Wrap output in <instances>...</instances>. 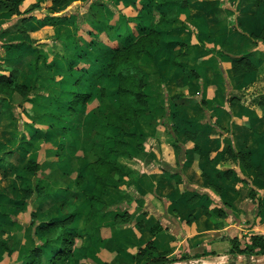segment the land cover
Masks as SVG:
<instances>
[{
	"label": "rangeland",
	"instance_id": "374dc122",
	"mask_svg": "<svg viewBox=\"0 0 264 264\" xmlns=\"http://www.w3.org/2000/svg\"><path fill=\"white\" fill-rule=\"evenodd\" d=\"M1 1L6 4L0 5V73L35 86L27 101L20 93L10 95L12 110L0 106V253L4 240L18 249L5 250L4 264H25L24 253L40 244L39 226L60 219V212L75 213L70 215L75 233L73 222L87 214L83 198L95 182L88 178L76 188L75 158L107 155L106 148L94 147L96 155L84 142L98 144L102 133L92 120L114 102L105 93L106 76L96 81L95 71L141 36L140 23L151 26L156 14L152 0H30L17 9ZM188 1L190 12L183 11L185 17L170 27L173 39L161 45V57H140L150 114L139 118L140 135L128 138L120 182L128 195L124 209L135 212L120 209L114 218L139 228L159 224L157 232L162 230L135 253L136 264H241L238 258L264 264V39L253 44L243 35H263L264 0ZM138 27L142 33L133 30ZM20 40L37 50L14 47ZM242 53L255 69L236 73L234 59ZM94 85L100 95L77 99ZM197 100H205V112ZM81 109L96 114L91 123H84ZM228 137L238 151L251 152V166L227 158ZM155 149L173 155V168L153 155ZM30 158L41 165L37 175L25 169ZM146 191L154 196L150 203ZM82 224L87 225L85 217L79 230ZM184 228L195 233L185 237ZM82 238L73 236L71 252L76 246L77 256ZM233 239L240 249L253 250L250 258L233 257ZM62 244L61 239L43 248V264H51Z\"/></svg>",
	"mask_w": 264,
	"mask_h": 264
},
{
	"label": "trees",
	"instance_id": "16d2710c",
	"mask_svg": "<svg viewBox=\"0 0 264 264\" xmlns=\"http://www.w3.org/2000/svg\"><path fill=\"white\" fill-rule=\"evenodd\" d=\"M24 0H9L8 5L17 9ZM132 1V0H131ZM102 3H107L101 1ZM5 2L0 0V5L5 6ZM170 5H175L169 9ZM189 1L188 0H152L153 12L156 14V19L151 26L141 22L140 26L144 29V34L137 38H132L124 44V47L117 49L116 55L113 57L111 64H105L103 70L95 71V79L98 81L100 78L106 76L107 86L105 93H109L114 97V102L101 112L98 116L99 120H92L96 114L89 111L85 113L82 109V117L85 122H94V126L98 124L97 131L101 132V138L98 144L93 141L84 142L88 144V150L93 149L95 146L107 149V155H101L94 161H88L84 158L81 159V165L78 174L75 179V184L78 187H82L85 183L86 175L89 174L95 183H98L103 189L104 194H108V188H118L121 177L125 174L123 166L115 159L111 157V154L127 156L129 155V137L140 135L137 129L140 126L139 118L150 114V103L148 101L147 93L145 91V70L140 64V57L146 54L153 59H159L161 54L159 48L162 44L167 45V40H171L170 27L178 20L179 8L188 14ZM57 18V17H53ZM247 35L252 43L257 44L259 38L264 39L263 35H256L254 33L243 34ZM262 35V36H261ZM13 45V44H12ZM14 47L19 46L20 49L25 50L29 48L32 51L35 47L27 40H20ZM36 49V48H35ZM37 50V49H36ZM248 53L241 54L238 58H235V72H248L254 70V64L249 61ZM103 57V56H102ZM101 57V61H102ZM100 60V59H99ZM183 65L179 61L175 60V64ZM243 65H247L243 68ZM101 67V66H100ZM99 67V68H100ZM187 70L186 68H184ZM194 76H197L194 74ZM35 89L34 85L26 83H20L12 74L0 73V106L5 112L12 110L9 103V97L12 93H20L23 101H27L30 98L31 93ZM101 88L99 85H94L92 89L87 93H80L77 95L79 101H84L88 97L93 99L101 94ZM180 99H184L183 96H179ZM264 98V96H263ZM231 98L230 101H233ZM201 110L205 111V100H197ZM213 105H218V102L214 101ZM216 127H219L216 125ZM230 139V138H229ZM227 158L238 163L244 161L248 166L252 165V154L249 151H238L233 142L230 139V145L227 149ZM40 163L30 158L27 162L25 169L30 174L37 175L40 170ZM231 172H227L230 174ZM232 174V173H231ZM253 196H256L257 192L252 191ZM85 204L88 209L87 221L91 222L100 213L107 212L110 209V205L105 199L94 194L88 189L85 190ZM28 197V193L25 194ZM61 206L65 211V202L61 201ZM70 215H76L70 214ZM66 216L60 219L49 220L39 226L40 244L35 246L32 250L24 253L25 264H43L44 263V250L52 244L62 239V247L56 250L60 253L57 257L50 260L51 264H60V262L72 254L73 236L75 233L71 230L72 216ZM159 228V224L152 227V233L156 234ZM256 239L262 236H255ZM19 241V236L16 237ZM51 244V245H50ZM255 244L262 246L264 253V242L255 241ZM232 252L233 257L236 259L239 254L243 253L247 258H250L253 250H242L236 243V240H232ZM1 247L11 252L12 247L8 246L4 240H1ZM248 261V260H247ZM168 264V263H161ZM247 264V263H245Z\"/></svg>",
	"mask_w": 264,
	"mask_h": 264
},
{
	"label": "crops",
	"instance_id": "0c3cea01",
	"mask_svg": "<svg viewBox=\"0 0 264 264\" xmlns=\"http://www.w3.org/2000/svg\"><path fill=\"white\" fill-rule=\"evenodd\" d=\"M29 1L30 0H24L23 1L25 2L24 5H27ZM189 12L190 10L188 9V13ZM181 14L183 17H185L186 15L183 11L179 10L178 17ZM139 29H141V27L134 28L133 30L135 32H139ZM142 32L143 31H140L139 33H142ZM207 50L210 52L216 51V49L212 47H207ZM98 147L94 148V150H96V155H98L99 153V151L97 150ZM158 150L159 149H155L153 151V155H155L156 153L160 157H164V160L169 163V168H173L174 166V158L172 157L173 155L172 154L165 155L163 151L161 150L158 151ZM111 157L117 160L124 167L123 159L126 158L125 156L111 154ZM75 159L77 160L78 164L80 162L78 169H76L77 174H78V171L81 165V160H80V157L75 158ZM86 159L88 160V158ZM89 161H93V160H89ZM86 178L87 180L88 178L92 179V177L89 174L86 175ZM151 180L153 179L152 178L147 179V181H149V184L152 182ZM123 187H124L123 183H119L118 188H115V189L108 188L107 189L108 194H104L103 193L104 189L98 183L93 184V188L90 191H92L96 195L102 196L105 199V201L110 205V209L107 212L100 213L94 220H92L91 222H88L87 221L88 209L84 202L85 201V196H84L83 203L85 204L84 207H85L87 214L85 215V214L80 213L75 219V221L73 222L74 228L76 226V230H75L76 235L77 236L83 235L81 244L79 245L81 249L80 250L81 253L79 254V256L76 255V246H75L74 252L67 258L63 259L60 264H136L134 263V257H133L135 253H137L139 249L144 248L146 246L145 243L148 240L150 241L151 239H155V238L157 239V237L159 238L161 236L162 230L158 231L156 234L152 233L151 229L153 226H155V224L153 226H150L147 224L146 227L139 228V226L136 225L134 221L132 224H129V225L128 224L126 225L122 222L124 221V219L121 220L122 223L120 224L116 222V219L114 217L116 214L121 213L120 209H124V204L126 203V196H128L125 190H123ZM76 188L79 189V187L77 186ZM146 193L149 196L148 198L147 196L144 195L145 199H147L146 203H150V199L154 198V196L152 193L149 194L147 191ZM123 211H129L130 213H134L135 209H124ZM59 215H60L59 217L61 218H63L64 216L62 212H60ZM84 217L86 218L87 225L82 224L81 230H79L77 228V224ZM54 219L55 218H50V220H54ZM144 219L146 221V216L144 217ZM173 229L175 230L174 227ZM193 229H194V226H193ZM182 231L185 237L195 233V230L190 229V233L187 234L185 228ZM22 242L24 243L25 241L22 240ZM167 243L168 241L167 242L164 241V244L166 246H168ZM51 247L52 246L45 248L47 249L45 250V252L50 250ZM14 250L18 251L17 248ZM46 255H48L47 257L50 258V254H46ZM7 258H9V256L6 254V251L5 250L1 251L0 264H4ZM47 262L49 263V261ZM14 264H17V262L14 261Z\"/></svg>",
	"mask_w": 264,
	"mask_h": 264
},
{
	"label": "water",
	"instance_id": "95a60500",
	"mask_svg": "<svg viewBox=\"0 0 264 264\" xmlns=\"http://www.w3.org/2000/svg\"><path fill=\"white\" fill-rule=\"evenodd\" d=\"M236 263H241V264L243 263V264H245V263H248V261H247V259H244V258H238V260H237ZM249 263L256 264V261L250 260ZM218 264H233V263L230 262V261H225V262H220Z\"/></svg>",
	"mask_w": 264,
	"mask_h": 264
},
{
	"label": "bare ground",
	"instance_id": "6f19581e",
	"mask_svg": "<svg viewBox=\"0 0 264 264\" xmlns=\"http://www.w3.org/2000/svg\"><path fill=\"white\" fill-rule=\"evenodd\" d=\"M172 264H184L183 262H174Z\"/></svg>",
	"mask_w": 264,
	"mask_h": 264
}]
</instances>
